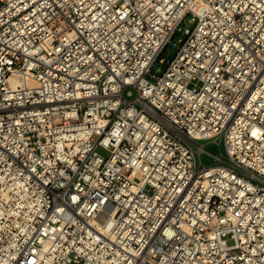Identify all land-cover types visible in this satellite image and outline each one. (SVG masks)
Listing matches in <instances>:
<instances>
[{
    "label": "built area",
    "instance_id": "obj_1",
    "mask_svg": "<svg viewBox=\"0 0 264 264\" xmlns=\"http://www.w3.org/2000/svg\"><path fill=\"white\" fill-rule=\"evenodd\" d=\"M0 264H264V0H0Z\"/></svg>",
    "mask_w": 264,
    "mask_h": 264
},
{
    "label": "rangeland",
    "instance_id": "obj_2",
    "mask_svg": "<svg viewBox=\"0 0 264 264\" xmlns=\"http://www.w3.org/2000/svg\"><path fill=\"white\" fill-rule=\"evenodd\" d=\"M192 23L186 21L184 23H182V27H192ZM184 37L183 35H181L180 33H177L172 40L170 41V43L164 48V50L161 53V57H163L164 61L162 63H158L161 66V70L167 65L168 63V58L172 57L177 49V45L174 46L173 42H178V38L179 37ZM157 73H160V71H156ZM130 90L131 93L128 94L127 91ZM123 94L125 96V98L127 99H132L135 94H136V90L134 87L132 86H128L124 89ZM201 144H204L203 146V150L200 154V161L203 165H212L215 162V158L214 155L219 154V152H221L222 154L225 153L224 150V146L223 144H221L220 146L218 145V140L217 141H212L210 139H206V140H200L199 141ZM98 152L100 154H102V156L106 157L107 156V151L102 149V148H98L97 149ZM197 162H198V157H197Z\"/></svg>",
    "mask_w": 264,
    "mask_h": 264
},
{
    "label": "bare ground",
    "instance_id": "obj_3",
    "mask_svg": "<svg viewBox=\"0 0 264 264\" xmlns=\"http://www.w3.org/2000/svg\"><path fill=\"white\" fill-rule=\"evenodd\" d=\"M13 82H19L20 81V77L18 75H14L10 78Z\"/></svg>",
    "mask_w": 264,
    "mask_h": 264
}]
</instances>
